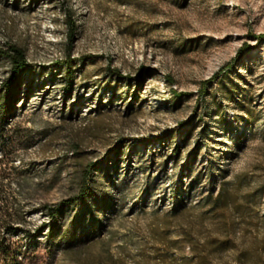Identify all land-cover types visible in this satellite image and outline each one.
Returning <instances> with one entry per match:
<instances>
[{
	"label": "rangeland",
	"instance_id": "374dc122",
	"mask_svg": "<svg viewBox=\"0 0 264 264\" xmlns=\"http://www.w3.org/2000/svg\"><path fill=\"white\" fill-rule=\"evenodd\" d=\"M261 33L264 0H0V91L2 51L28 63L0 150L12 264H201L211 237L203 264H264ZM222 186L241 205L214 222Z\"/></svg>",
	"mask_w": 264,
	"mask_h": 264
},
{
	"label": "trees",
	"instance_id": "16d2710c",
	"mask_svg": "<svg viewBox=\"0 0 264 264\" xmlns=\"http://www.w3.org/2000/svg\"><path fill=\"white\" fill-rule=\"evenodd\" d=\"M67 24L69 44L71 45L76 34L77 25L70 15ZM257 39L260 41L263 40L264 33L258 34ZM2 53L9 60L10 71L7 78L2 82L0 91V150L6 148L7 140L5 138V129L7 127V122L13 113L14 102L17 96V90L20 87L21 76L28 69V63L25 59L23 51L20 48L10 45L9 48L2 51ZM71 61V57H69V59L64 61L62 64H64L67 68H70ZM71 78L72 76L69 74L68 83L71 82ZM91 166L92 165H90V167ZM88 173H90V170H88ZM84 196L85 192H82L77 196L61 200L54 206H47L46 210L52 219L55 220V218L62 215L64 209L68 205L79 201ZM239 196L240 194L236 192V188L230 190L225 186H222L218 194L215 197L210 198L211 201L208 211L212 218H215L216 221L214 222H219L218 220H220L221 216L226 214L232 204L236 207L241 205L238 201ZM244 198H246V196ZM2 203L3 201L0 196V226H5L6 229H10L12 228L11 219L13 213L8 210L7 207H3ZM49 240L51 241V238ZM224 242L225 241L219 237L206 239L202 244L191 242L194 256L198 257L201 264L206 263L208 255H211L216 250L222 248L224 246ZM12 244L7 242L6 239H0V264H12L14 262Z\"/></svg>",
	"mask_w": 264,
	"mask_h": 264
}]
</instances>
